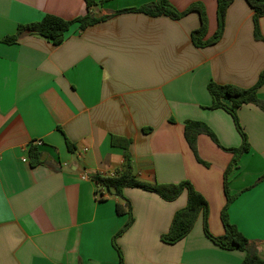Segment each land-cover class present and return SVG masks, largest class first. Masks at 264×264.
<instances>
[{
    "label": "crops",
    "instance_id": "0c3cea01",
    "mask_svg": "<svg viewBox=\"0 0 264 264\" xmlns=\"http://www.w3.org/2000/svg\"><path fill=\"white\" fill-rule=\"evenodd\" d=\"M90 1L0 0V264H119L112 240L128 215L116 206L127 201L134 222L117 239L125 264H242L247 253L214 244L202 215L180 242L161 241L186 207L187 192L167 202L125 188L123 200L92 177L119 173L124 150L112 139H130L135 175L159 184L190 181L209 203L210 233L224 235V174L233 159L226 149L238 148L241 137L226 111L211 109L208 84L249 89L258 82L264 41L255 38L253 10L234 0L220 41L198 48L191 37L201 26L197 12L179 20L113 15L158 0ZM170 2L179 12L201 3L205 40L215 35L217 0ZM87 14L109 18L83 30L72 25L57 46L30 35L3 41L46 15ZM259 26L264 37V17ZM258 96L264 101V83ZM238 116L256 154L245 153L230 173V193L237 195L228 215L264 259V110L244 105ZM186 121L203 122L216 135L219 144L198 136L208 165L188 145ZM38 140L41 164L32 165L30 145Z\"/></svg>",
    "mask_w": 264,
    "mask_h": 264
},
{
    "label": "trees",
    "instance_id": "16d2710c",
    "mask_svg": "<svg viewBox=\"0 0 264 264\" xmlns=\"http://www.w3.org/2000/svg\"><path fill=\"white\" fill-rule=\"evenodd\" d=\"M250 8L254 12V34L257 40L264 41L261 34L259 21L264 17V0H246ZM92 1L88 0V7ZM234 0H217V19L218 28L215 35L205 40L208 19L204 6L201 3L192 4L185 12H179L171 4L170 0H158L156 2L148 3L139 8L125 9L115 12L113 15L125 12L143 13L151 17L167 16L174 20H179L189 13L197 12L200 16L201 26L199 29L192 32L193 44L198 48H204L214 45L220 41L223 36L227 12ZM107 17L95 18L89 14L77 19L67 20L54 15H46L40 21L18 26L17 33L13 36L6 37L3 41L8 44L16 43L23 36H40L51 41L54 45H60L65 34L70 30L72 25L79 24L81 29H86L96 23L104 21ZM264 83V72L255 86L249 89L239 88L233 85H220L216 82L208 84V91L212 97L213 103L211 109H222L226 111L231 117L241 137V145L235 149H226L231 152L233 159L230 166L224 174V193L226 196V204L221 212V222L224 226V235L215 237L210 233L208 219H209V203L207 199L188 181H181L177 184H159L156 182H147L139 179L134 173L133 158L131 154L132 140L113 137L112 144L115 147L124 150V163L119 173L113 176L94 175L93 180L102 186L104 189L108 188L109 193L124 200L123 192L125 188H138L144 191L152 192L160 196L167 202H172L178 199L183 192H187L188 201L185 208L177 211L173 217L172 224L168 233L162 235L161 241L168 245H174L183 240L194 228L200 215L203 216L204 232L206 236L217 246L227 250H242L247 253L242 264H264V259L259 255L256 244L248 240L238 228L231 223L228 215L229 206L236 199V196L231 195L229 189V177L232 170L239 164L241 157L250 152V143L245 133L238 116V110L244 105H256L264 110V101L258 96V91ZM201 134H207L215 143L219 144L216 135L203 122L186 121L184 124L185 139L193 151L198 162L204 163L198 153L197 140ZM70 151H74V146L68 142ZM30 157L32 165L41 164V153L37 147L31 146ZM264 177L262 178V180ZM116 210L118 214L128 215V220L120 232L113 237L112 243L119 255V264L124 263V257L121 249L117 244V239L134 222L132 207L129 201L125 205L117 204Z\"/></svg>",
    "mask_w": 264,
    "mask_h": 264
},
{
    "label": "built area",
    "instance_id": "2783aa9c",
    "mask_svg": "<svg viewBox=\"0 0 264 264\" xmlns=\"http://www.w3.org/2000/svg\"><path fill=\"white\" fill-rule=\"evenodd\" d=\"M43 141H40V140H38V141H34L31 145H30V148H31V146H36V147H42L43 146ZM22 161L23 162H27L28 160H27V158H24V159H22ZM84 179H85V177H83Z\"/></svg>",
    "mask_w": 264,
    "mask_h": 264
},
{
    "label": "rangeland",
    "instance_id": "374dc122",
    "mask_svg": "<svg viewBox=\"0 0 264 264\" xmlns=\"http://www.w3.org/2000/svg\"><path fill=\"white\" fill-rule=\"evenodd\" d=\"M250 153H251V155H253V156L256 154V153H254V152H252V151H251ZM231 195H232V194H231ZM236 195H237V194H236ZM236 195H234V196H236Z\"/></svg>",
    "mask_w": 264,
    "mask_h": 264
},
{
    "label": "water",
    "instance_id": "95a60500",
    "mask_svg": "<svg viewBox=\"0 0 264 264\" xmlns=\"http://www.w3.org/2000/svg\"><path fill=\"white\" fill-rule=\"evenodd\" d=\"M106 191H107L108 193L110 192L108 188H106Z\"/></svg>",
    "mask_w": 264,
    "mask_h": 264
}]
</instances>
